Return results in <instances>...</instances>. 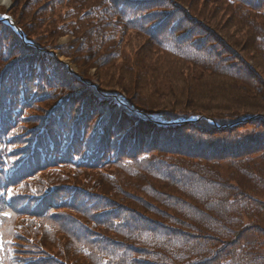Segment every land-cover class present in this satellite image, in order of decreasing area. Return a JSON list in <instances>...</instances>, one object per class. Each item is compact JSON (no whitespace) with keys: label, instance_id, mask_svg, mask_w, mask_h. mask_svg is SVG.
Instances as JSON below:
<instances>
[{"label":"trees","instance_id":"1","mask_svg":"<svg viewBox=\"0 0 264 264\" xmlns=\"http://www.w3.org/2000/svg\"><path fill=\"white\" fill-rule=\"evenodd\" d=\"M20 1L15 0L17 5ZM224 1L237 10L241 21L245 20V14L253 19L248 22L249 25H245L249 29L245 36L249 45H253L254 48L258 46V38L260 39L259 53L263 56L264 24L260 26L254 18L264 17V0ZM62 2L65 6L60 9L59 5ZM26 4H29V8ZM170 5L173 8L171 11H169ZM24 7L28 9L26 13L39 15L35 21L26 25L22 21V18H28L26 9L25 11L19 9L18 24L34 46L25 44L18 35L10 32L5 36L4 42H0V102L14 94H19L24 99L18 117L19 130L7 139L0 137V264H31V261L34 264H69L68 260L74 264H175V262L264 264V239L256 240L257 236L254 233L243 235L242 232L237 233L236 229H231V226L235 225L244 227L246 225L244 221H227L230 218L225 217L221 221H198L201 225L185 221H169L180 223L175 231L181 235H187L182 228L188 226L194 229L193 232H199L200 236L205 234V228H208V232L217 231L225 237L237 235L235 238L238 239L239 249L228 250L225 246L227 242L222 241V238L218 239V244L211 250L190 240L186 245L184 238L181 254L178 250L162 252L161 250H165L172 239L158 232L153 233L142 221H149L153 228L165 227L166 221H155L114 201L118 196H126L127 193L124 186L119 185L118 182L125 180L129 189L137 190L141 184H137L138 181L135 179L145 176L146 178H142L140 182L153 187V183L147 180L150 175L164 183L186 185L187 190L189 188L193 190L191 196L195 199L201 198L196 195L202 194L206 189H209L215 198L217 195H222L223 206L227 205L229 209L225 212L233 214V208L231 211V206L227 204L228 192L240 180L230 176L226 179L221 178L220 182H217L213 162L220 160L199 159L198 163L188 161L191 165L187 163L175 165L169 162L174 156L167 155L169 151L174 153L185 151L193 157L221 159L244 155L247 157L245 160H248L247 168L253 170L251 175L255 176L257 183L264 185V170L261 168L264 165L258 162L261 155H256L253 159L250 157L257 151H264V140L245 135L237 138L239 140L235 139L226 149L222 146L208 145L210 143L201 142L192 136L196 129H199L201 131L199 134L204 137L223 132L232 134L238 127L253 120L264 126L261 120L264 119L261 115L264 111L245 104L243 108H255L258 112L234 114L231 118L221 119L217 123V119L214 118L215 123L200 127L197 123L206 121L207 118L192 115L198 114L199 111L196 109L189 108L190 111L185 114L174 111L154 112L143 104V99H141L142 104L137 106L120 89L128 88L135 96L137 91L145 90L146 87L151 88L156 83L155 79H150L154 73L153 68L149 79L144 77L141 68L145 63L137 58L138 52L131 58V66L128 63L123 65L125 69L129 67L127 75H123L119 70L104 72L105 77H110L111 73L109 79L117 81L118 86L112 92L102 89L86 77L90 69L101 70L107 66L109 58L125 57L124 50L122 52L116 50L114 53L113 51L117 45L127 40L131 32L141 33L149 35L157 47L152 41H148L147 44H153L154 49H162L163 55H167L162 57L159 53L158 58L163 62L155 68L156 73H158L157 68L164 67L167 70L164 79L158 83L160 86L153 88V92L162 96L167 87H173L172 84H163V82L168 80L175 83L172 77L176 74L172 75L168 70V64L174 63L170 59L171 53L179 55L181 49L203 52L206 53L203 55L207 60L206 65H212L214 58L209 56L210 51L203 50L209 48L207 37L195 38L192 35L198 30L209 31L215 35L213 27L195 20L189 11L173 0H25ZM14 11L16 9L12 10ZM242 11L245 14H242ZM180 13L186 14L187 20H192L197 25L194 24L179 32L184 26V19L179 16ZM68 15L71 19L70 23L66 22ZM55 22H60L61 25L57 27ZM2 27L12 31L9 27L0 25V28ZM37 27H44L48 35L59 36L61 31H66L74 37V40L61 49L45 35L37 36V41L29 38L27 31L37 35L34 31ZM237 31L241 32V30ZM7 39L11 40L7 41ZM38 42H45L47 45ZM1 44L6 48L3 49ZM55 49H60L62 56L71 57L73 64L79 66V77L71 74L67 66L58 61L52 53ZM220 64L221 62L218 63ZM249 68V81L255 84L253 78L256 76L260 84L255 88L246 86V89L256 96L264 91V77L256 71L258 68L263 71L264 64L258 63L255 67L249 65ZM217 70L207 68L206 71L213 73ZM116 74L119 76L117 79ZM202 74L210 75L204 72ZM235 74L243 75L239 69ZM127 76L132 77V83L127 81ZM236 77L243 87L247 84L246 76L236 75ZM125 79L127 86L124 83ZM195 79L193 84L199 85L198 91L202 93L200 95L210 99L209 83L199 76ZM178 83L182 89L188 81L180 76ZM166 94L167 97L163 100L168 102L176 96L182 99L186 96V92L175 95V92L170 91ZM7 101L9 99L4 102ZM54 103H56L54 107L47 108ZM2 108L4 107L0 106V119L7 115V110L4 109L5 111L2 112ZM193 117H199L201 120L197 123L182 124ZM33 125L35 127L31 128ZM255 129L258 130L257 127ZM65 133L67 136L64 138ZM0 134L3 132L0 131ZM67 138L66 149L62 150ZM94 138H99V144L103 145L106 157L102 161L82 158L95 149ZM95 151L99 154V150ZM108 156L112 158L105 160ZM219 165L220 168L230 166V161L223 159ZM92 172L100 176L97 179L92 177L94 185L89 186V189L71 183L64 185L71 177L79 179L77 174L85 178V182L90 183L89 175ZM256 182V186L264 187L257 185ZM215 185L220 189L214 190ZM12 188L15 190H11ZM197 188L199 190H196ZM236 188L237 193L253 199L249 193L237 186ZM92 190H99L102 195ZM168 190L170 187L167 186L158 191L157 198L165 202L173 201L175 204L184 201L167 195ZM128 194L135 196L130 191ZM215 198L203 197L202 201H208L207 204L211 207ZM231 202L237 203L234 200L229 203ZM189 207L193 212L196 210L193 204ZM58 214H66L76 225L75 229L78 230L79 235L75 231L58 226L64 224L54 220ZM135 214L141 219H137ZM232 218L236 220L235 216ZM253 220L257 218L253 217ZM19 221L23 222V227L21 235L16 236ZM133 224L141 227L132 230L130 226ZM62 234L66 237L59 241ZM44 238L55 242L57 241L55 238H58V245L53 248L62 258L41 246V243L45 242ZM243 242L247 246H243ZM185 247L188 252L184 250ZM41 249L44 255L39 252ZM223 255L229 259H222Z\"/></svg>","mask_w":264,"mask_h":264},{"label":"rangeland","instance_id":"2","mask_svg":"<svg viewBox=\"0 0 264 264\" xmlns=\"http://www.w3.org/2000/svg\"><path fill=\"white\" fill-rule=\"evenodd\" d=\"M13 1V5L10 8H7L5 5H2L0 3V15H10L15 19V21L19 22V9L24 10L26 9L25 13L27 12V8L24 7L25 0H21L20 3L17 5L15 0ZM175 3H178L183 9L189 11L190 15L195 18V20L204 22L209 27H213V32L215 35H212L209 31L205 30H198V32H193V37H207L206 42L209 45V48L203 49L204 51H210L209 56L214 58V61H212V65H206L207 60L203 57L206 53L198 52L196 50H189V49H181L179 55L172 54V64H168V70L172 75H175L172 77V80H175V83H172L170 81H164L165 83H170L173 85V87H167L165 90L167 92H175V95H179L181 92H186V96L182 99L179 96H176L174 99L168 101L163 100V98L167 97V92H163L162 96L159 95L157 92H153V88L160 86L158 83L161 82L165 77V72L167 71L164 67L162 69L157 68L158 73H156L155 68L156 65H158L160 62H163L160 58H158L159 53L162 57H165L167 55H163V50L159 48L154 49V45L148 43V41H152L154 43V40L148 35L143 34H135L131 32L127 36V40L123 41L120 45H117V48L113 51V53L118 50L119 52H122L124 50L125 57L120 58L117 57V59H110L109 58V64L107 66H104L101 70H98L97 68L90 69L91 71L89 74L86 75L87 79L92 81L93 83L99 85L102 89L112 92L114 91V88H117V81L110 80L109 78L112 76L110 73V77H105L104 72L111 70L112 72H116L119 70L123 75H127L129 72V67L125 69L123 65L127 64L131 66L130 60L137 52V58L141 59L145 64L141 68V71L145 74V78L148 80L149 77L152 75V68L154 70L153 75L151 76V80L156 81V83L153 84V86L146 87L145 90H140L136 92V95L134 96L131 91L128 90H122L120 91L126 95L135 105L139 106L141 103V99H143V104L149 108L151 111L154 112H165V111H174L177 113H188L190 110L189 108L198 110V114H192V115H200L203 117H206L207 120L203 121L201 123H197L200 125V127H204V125H210V123H215L214 118H216V123L219 122L221 119H229L234 114L239 113H254L255 108L245 107L243 106L245 104L253 105L257 108H259V111H264V91H262L260 94L254 96L250 91L246 89V86H252L255 88L260 84L258 82V78L254 76L253 81L255 84L251 83L249 81L250 76V68L249 65H252L253 67L257 66L258 63L264 64V42L262 44V51L263 56L259 53V50H261V42L258 38L259 44L256 48L253 47V45H249V41L247 36H245L249 29L245 25H249V21L253 20L250 17V15L245 14L242 11V14H245V20L241 21L239 19V14L236 12L235 8L233 9L232 6H230L227 2L224 0H173ZM171 4V2H170ZM174 4V3H173ZM16 6V7H15ZM28 7L29 4H26ZM65 6L64 2L60 3L59 8L63 9ZM29 8V7H28ZM13 9H16V11L12 12ZM86 9V8H85ZM172 5L169 7V11H171ZM11 11V12H10ZM28 18H22V21L27 25L31 23L33 20L35 21V18L39 15L30 14V12L26 13ZM184 15V16H181ZM184 19L183 27L179 30V32L186 30L190 27H192L195 23L192 20H187L186 14L180 13L179 15ZM257 20L258 24L262 26L264 24V17L257 16L254 18ZM65 20V19H64ZM69 15L66 19V22L70 23ZM44 22V21H43ZM65 22V23H66ZM21 23V21H20ZM57 27L61 25L60 22H55ZM63 23V21H62ZM44 24V23H43ZM49 23H47L48 25ZM244 24V25H243ZM197 25V24H195ZM69 26V24L67 25ZM199 26V25H198ZM201 29V28H198ZM237 30H241V32H238ZM37 35L33 34V32L27 31V35L29 38L35 39L37 41V36L39 35H45L49 37L52 41V43H55L57 45V48H61L65 45H68L74 40V37L71 34H68L66 31H61V34L59 36H56L55 34L48 35L47 32L44 30V27H37L35 30ZM11 39H7V41H10ZM39 44H45V42H38ZM51 43V44H52ZM155 44V43H154ZM156 45V44H155ZM260 45V46H259ZM214 46L215 48L211 49L210 47ZM157 47V45H156ZM4 49V47H3ZM57 53L58 58L60 61L65 62L67 65H74L72 58L67 56H62L60 49L54 50ZM115 56V55H114ZM120 56H122L120 54ZM179 56V57H178ZM175 58V59H173ZM171 62V61H170ZM221 62L220 65L218 63ZM249 63V65L247 64ZM210 66V67H209ZM214 68H213V67ZM75 69H78L79 66H75ZM207 68L211 69H218L217 71H214L213 73H210L207 70ZM239 69L243 75L241 74H235V72ZM259 69V68H258ZM256 69V71L264 77V68L263 71L261 69ZM89 71V70H88ZM209 73L210 75L202 74ZM236 75L239 76H246L247 77V84L243 87L242 83ZM180 76L187 80L188 83L185 84L184 88H180V85L178 83ZM196 76H199L202 80L209 83L211 88V98L206 99V96L203 97L200 95L201 92L198 91L199 85L193 84L195 82ZM253 76V75H252ZM116 79L119 78L118 74L115 75ZM159 77V78H156ZM130 81L132 83V77L127 76V81ZM126 79L124 80L125 85L127 86ZM103 85V87L100 85ZM121 83V80L120 82ZM129 87L132 88V85L130 83ZM203 85V82H202ZM124 91V92H123ZM134 91V90H133ZM238 91V93H237ZM190 93V94H189ZM157 97H155L154 95ZM244 97V98H242ZM155 101H153V100ZM184 103V104H183ZM56 103L47 106V108L54 107ZM244 110H249L251 112H247ZM258 111H255V113ZM262 117L264 114H261ZM193 118H199V117H193ZM262 122H264V119H261ZM35 125H33L31 128H34ZM255 127L258 128V130L255 129ZM199 133L201 131L199 129H196V132L192 133V136H195L194 138H198L199 141L210 143L208 145H216V146H222L223 148L229 147L230 143L234 142V140H239L237 138L243 137L245 135H249L252 138H257L258 140H264V126H262V123L253 120L251 123L244 124L241 127H238L236 131L232 134L229 132H223L216 135H207L202 136ZM228 143V144H226ZM183 153H174L170 152L167 156H174L173 158L169 159V162L175 165L185 164L191 165L190 162H199L203 159H216V160H229L230 166L226 165L224 168H220L219 162H213V168L215 170L216 174V180L217 182H220L221 178H227L232 176L233 179H239L240 182L236 185L239 189L249 193L252 195L253 199L246 198L245 196H242L241 194L237 193L236 186H233V188L229 189V200L228 205L231 206V211L233 208V214H229L225 212V210H229L227 205L223 206V196L217 195L216 198L214 194L209 190L206 189L202 194H197L196 196H199L201 198L195 199L191 196L193 190L189 188L186 189V185H183L181 183H164L161 182L152 176H148L147 180L151 181L153 184V187H149V185H145L141 183L142 178L145 176L140 177L139 179H135L137 184H141L140 188L137 190L129 189L126 186V181L121 180V182H118L119 185H123L125 191H121L123 193H126V196H118L116 199L120 200L117 201L114 199V201L120 203L123 205V207L137 211L138 213L144 214L149 216L150 218H153L155 221H166L165 227H151L149 221H142L144 224H146V228L150 231L158 232L161 235H167L172 240L170 241V244H167V248L165 250H161L162 252H166L169 250H178L179 254H181L182 249V243L184 238H186V245H188L189 240L192 243L199 244L201 247H207L209 250H211L215 245L218 244V239L222 238V241H226L227 245L226 248L228 250L231 249H239V242L238 239L235 237L237 235H233L231 237H225L221 234H219L217 231L208 232V228H205V234L203 236H200L199 232L195 233L193 232L194 229H192L190 226L187 228H182L183 231L187 233V235H181L179 232L175 231L180 226V223L178 222H169V221H185L187 223L191 224H197L201 225L198 221H221L222 218H230L227 221H244L243 223H246L244 227L242 225H235L231 226V229H236V232H242L243 235H248L249 233H254L257 237L256 240H263L264 239V187L256 186V178L255 176L251 175L252 169L247 168V162L245 159H247L246 156H240V157H225V158H214V157H193L190 156L187 152L182 151ZM256 155H261V158L258 160L260 165H264V151H257L253 153L250 157L253 159ZM220 157V156H219ZM262 160V162H261ZM261 168L264 170V166H261ZM243 170V171H242ZM247 172V174L245 173ZM254 172H259V170H254ZM96 172H92L89 176L90 183H87L84 181V179L77 174L80 178H70L66 181L68 183H65L64 185H69L70 183L82 186L84 188H88L89 186H93L92 177H96V179L100 175H95ZM94 174V175H93ZM93 175V176H92ZM106 177V176H105ZM251 177V178H250ZM146 178V177H145ZM255 180H253V179ZM133 181V178H131ZM129 182V181H128ZM257 185H263L262 183H257ZM64 185H61L64 186ZM172 185V186H169ZM170 187V190H168L167 195H171L173 197H178L179 199H184V201H180L179 203L175 204L173 201H163V199H158V191H161L162 189H165L166 187ZM264 186V185H263ZM122 188V187H121ZM201 192H202V187ZM220 189L219 186L214 187V190ZM196 190H199L198 188ZM94 193L102 195V192L99 190H92ZM132 192L135 196H130L128 192ZM213 191V189H212ZM215 198V202H213L212 206L208 205V201L203 202V197L207 198ZM124 197V198H122ZM231 200L236 201L237 203L231 202ZM190 204H193L196 207V210L193 212L192 208L189 207ZM183 206V207H182ZM119 216L121 213L118 214ZM161 215H164L161 216ZM137 219H141L138 215L135 214ZM236 217V220H234L232 217ZM253 217H256L257 220H253ZM58 222H63L64 224L59 225L62 229L67 228L69 231H75V233H78V230H76V225L73 224L71 219L67 217L66 214H58L57 218L54 219ZM103 220H105L103 218ZM108 221V220H105ZM226 221V220H223ZM250 221H253L250 223ZM149 222V223H148ZM141 226L137 224H133L130 226L132 230L138 229ZM211 231V230H210ZM236 233V234H237ZM193 234V235H191ZM57 241H52V239H45L43 243H41V246L44 249H47L54 253L56 256L62 258L61 254L56 252L54 250V246L58 245V238ZM40 242L42 239L39 240ZM38 241V243H39ZM247 246L245 242H243V246ZM188 252V249L185 247V249ZM41 255H44L43 250H39ZM238 253V252H237ZM236 253V254H237ZM54 257V256H53ZM44 258V256H42ZM51 258V257H49ZM226 258V255L222 256V259ZM83 261L80 258V263ZM69 264H74L71 260H68ZM31 264H34L31 261ZM78 264V263H75ZM175 264H180V262H175ZM211 264H215V262H212Z\"/></svg>","mask_w":264,"mask_h":264},{"label":"bare ground","instance_id":"3","mask_svg":"<svg viewBox=\"0 0 264 264\" xmlns=\"http://www.w3.org/2000/svg\"><path fill=\"white\" fill-rule=\"evenodd\" d=\"M2 5H5L7 8H10L13 5L12 0H0ZM3 35L0 33V39H2ZM122 102V101H121Z\"/></svg>","mask_w":264,"mask_h":264}]
</instances>
